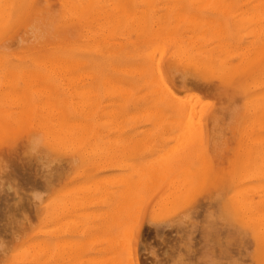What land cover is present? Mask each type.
<instances>
[{"label": "rangeland", "instance_id": "obj_1", "mask_svg": "<svg viewBox=\"0 0 264 264\" xmlns=\"http://www.w3.org/2000/svg\"><path fill=\"white\" fill-rule=\"evenodd\" d=\"M0 264H264V0H0Z\"/></svg>", "mask_w": 264, "mask_h": 264}, {"label": "bare ground", "instance_id": "obj_2", "mask_svg": "<svg viewBox=\"0 0 264 264\" xmlns=\"http://www.w3.org/2000/svg\"><path fill=\"white\" fill-rule=\"evenodd\" d=\"M6 2V1H5ZM2 15V14H1ZM161 47V46H160ZM183 49V48H182ZM178 51L180 49H177ZM212 51V50H211ZM183 52V50H182ZM213 52V51H212ZM177 53V52H176ZM176 53H173V55H176ZM181 53V52H180ZM178 55V54H177ZM181 56V55H180ZM182 57H184L185 59L190 60L193 65L194 68L192 69V74H190V76L193 79L196 80H203V70L208 69L210 67H212L215 63V59L217 58V55L214 57L213 53L211 54V52H207V51H193V52H186L184 54H182ZM175 58V56H174ZM184 59V60H185ZM221 60V58H220ZM180 62V61H179ZM181 63H183L181 61ZM180 64V63H179ZM184 64V63H183ZM181 66V65H180ZM186 68V67H185ZM171 74V73H170ZM172 77V76H169ZM160 78V77H159ZM173 78V77H172ZM192 116V115H191ZM189 122V121H188ZM186 125V124H184ZM192 126V125H191Z\"/></svg>", "mask_w": 264, "mask_h": 264}]
</instances>
